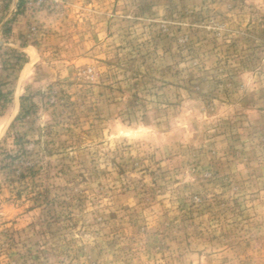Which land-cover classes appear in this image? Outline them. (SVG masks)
<instances>
[{"label":"rangeland","instance_id":"obj_1","mask_svg":"<svg viewBox=\"0 0 264 264\" xmlns=\"http://www.w3.org/2000/svg\"><path fill=\"white\" fill-rule=\"evenodd\" d=\"M0 264H264V0H0Z\"/></svg>","mask_w":264,"mask_h":264}]
</instances>
